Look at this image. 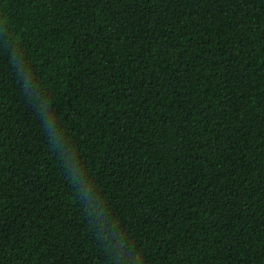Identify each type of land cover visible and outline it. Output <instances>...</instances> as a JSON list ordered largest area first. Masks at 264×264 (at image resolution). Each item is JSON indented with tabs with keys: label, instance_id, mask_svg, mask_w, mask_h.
Returning a JSON list of instances; mask_svg holds the SVG:
<instances>
[{
	"label": "trees",
	"instance_id": "1",
	"mask_svg": "<svg viewBox=\"0 0 264 264\" xmlns=\"http://www.w3.org/2000/svg\"><path fill=\"white\" fill-rule=\"evenodd\" d=\"M0 16V264H264V0Z\"/></svg>",
	"mask_w": 264,
	"mask_h": 264
},
{
	"label": "clouds",
	"instance_id": "2",
	"mask_svg": "<svg viewBox=\"0 0 264 264\" xmlns=\"http://www.w3.org/2000/svg\"><path fill=\"white\" fill-rule=\"evenodd\" d=\"M0 33H7L9 35V42L14 45L18 46L21 41L18 35H16L12 29L10 28V21L4 17L0 16ZM19 63L23 64L24 62L21 60ZM23 75L25 77L24 80V87L27 88L30 84L32 77L30 71H24ZM51 128L50 135L54 138L53 145L56 149H61L67 141H64L62 137L57 136V129L49 124ZM75 156L76 153L74 151H68L66 154H63V163L64 167L69 170V179L73 184H79L84 188L83 195L85 197L86 206L93 212L97 217L103 218L104 213L101 209L102 201L93 203L92 197L89 195L92 189L90 187L85 186V183L82 179L83 176L86 175V172L82 168L75 167ZM101 227H104L103 219L101 223Z\"/></svg>",
	"mask_w": 264,
	"mask_h": 264
}]
</instances>
